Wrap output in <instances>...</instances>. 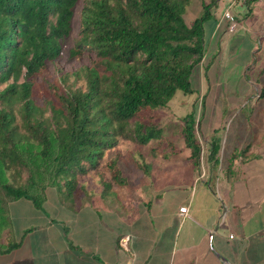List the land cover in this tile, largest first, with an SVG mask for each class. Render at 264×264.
Returning <instances> with one entry per match:
<instances>
[{
  "label": "trees",
  "instance_id": "trees-1",
  "mask_svg": "<svg viewBox=\"0 0 264 264\" xmlns=\"http://www.w3.org/2000/svg\"><path fill=\"white\" fill-rule=\"evenodd\" d=\"M79 1L0 0V241L10 226V201L23 197L41 207L54 187L74 201L87 192L78 178L102 165L120 139L147 145L161 136L154 111L178 90L193 92L190 76L204 59L205 29L217 20L212 9L219 0L202 2L190 24L184 14L192 0H85L68 52L94 59L61 78L83 85L57 88L38 104L34 78L60 56ZM243 1L251 12L257 0ZM203 67L209 80V65ZM183 121L184 143L197 162L194 117ZM212 145L217 160L215 137ZM105 168L103 193L126 184L116 159Z\"/></svg>",
  "mask_w": 264,
  "mask_h": 264
},
{
  "label": "crops",
  "instance_id": "crops-1",
  "mask_svg": "<svg viewBox=\"0 0 264 264\" xmlns=\"http://www.w3.org/2000/svg\"><path fill=\"white\" fill-rule=\"evenodd\" d=\"M225 15L207 24V41L225 31ZM201 116L197 162L182 143L141 185L74 201L51 188L41 207L10 201L0 264H264L263 114H245L229 132Z\"/></svg>",
  "mask_w": 264,
  "mask_h": 264
},
{
  "label": "rangeland",
  "instance_id": "rangeland-1",
  "mask_svg": "<svg viewBox=\"0 0 264 264\" xmlns=\"http://www.w3.org/2000/svg\"><path fill=\"white\" fill-rule=\"evenodd\" d=\"M84 1L80 0L75 8L72 32L64 40L60 56L47 62L44 72L34 78L35 84L42 92L36 97L38 104L42 105L47 97L52 98L57 88L64 90L67 86L83 85V81L75 82L72 76L65 81H61V78L83 65H90L94 59L92 55L80 59L71 58L68 52L78 39L79 11ZM209 1L192 0L184 14L186 23L190 24L202 12V2ZM243 2L219 0L217 6L212 9L217 19L226 13L230 14L229 18H226L228 22L225 31L217 42L209 38L206 56L191 75L193 92L184 93L178 90L165 107L155 109L152 120L161 129V136L147 145L120 139L117 145L106 152L102 165L78 178L79 184L84 185L87 192L103 190L102 181L110 175V171L105 168L109 159L117 160L122 177L127 180L126 184L115 185L114 189L133 187L146 182V177L152 175L158 165L164 162L170 148L184 143L182 127L184 117L188 114L194 117L196 135L200 128L201 115L204 119L210 117V127L219 126L222 132H229V129L234 128V122L237 123L245 114L261 112L264 118V96L256 97L264 86V0L254 2L251 12L243 6ZM208 32L206 28V37ZM203 65H209V69L212 66L208 72L209 80L205 79ZM199 80L204 82L203 85ZM21 81L22 77L19 79V82ZM234 105L238 106L237 110H233ZM236 112H239V116L233 120ZM204 122L206 121L201 120V123ZM197 137L200 143V137ZM83 199L81 202H85Z\"/></svg>",
  "mask_w": 264,
  "mask_h": 264
},
{
  "label": "built area",
  "instance_id": "built-area-1",
  "mask_svg": "<svg viewBox=\"0 0 264 264\" xmlns=\"http://www.w3.org/2000/svg\"><path fill=\"white\" fill-rule=\"evenodd\" d=\"M225 16H226L227 18H229L230 14H226ZM230 19L233 20L232 17H230ZM179 211L185 213V212L187 211V207H181V208L179 209Z\"/></svg>",
  "mask_w": 264,
  "mask_h": 264
}]
</instances>
